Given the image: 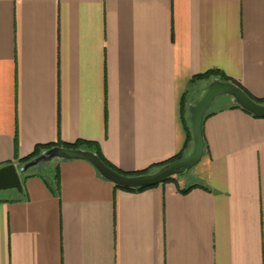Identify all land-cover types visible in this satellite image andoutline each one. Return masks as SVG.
I'll use <instances>...</instances> for the list:
<instances>
[{"label":"crops","instance_id":"crops-1","mask_svg":"<svg viewBox=\"0 0 264 264\" xmlns=\"http://www.w3.org/2000/svg\"><path fill=\"white\" fill-rule=\"evenodd\" d=\"M211 69L264 98V0H0V167L77 140L125 172L188 155ZM232 104L191 178L128 190L83 159L23 176L0 193V264H264V117Z\"/></svg>","mask_w":264,"mask_h":264},{"label":"water","instance_id":"water-1","mask_svg":"<svg viewBox=\"0 0 264 264\" xmlns=\"http://www.w3.org/2000/svg\"><path fill=\"white\" fill-rule=\"evenodd\" d=\"M222 95L229 96L233 104L241 106L252 114L264 117V103L255 101L235 83L221 80L220 78H214L209 83L202 97L189 107L193 149L188 155L168 162L151 172L127 175L107 165L93 150L55 145L43 150L39 155L31 158L25 163H9L1 166L0 192L9 189H16L19 192H23L22 177L31 169L42 164H48L52 160H87L92 163L102 177L114 182L118 186L128 188L155 185L165 181L171 176L184 175L200 162L204 154V117L213 101Z\"/></svg>","mask_w":264,"mask_h":264},{"label":"trees","instance_id":"trees-1","mask_svg":"<svg viewBox=\"0 0 264 264\" xmlns=\"http://www.w3.org/2000/svg\"><path fill=\"white\" fill-rule=\"evenodd\" d=\"M213 76H217L218 78H220L221 80H225V81H231L233 83H235L236 85L240 86L251 98H253L255 101L259 102V103H264V98H257L255 96H253L245 87H243L239 82L231 79L230 77H228L227 75L221 73L220 71H218L217 69H211L209 71H206L204 73H199L197 75L194 76V79H208V78H211ZM184 105V104H183ZM185 107V105H184ZM232 107H239L245 111H247L246 109L242 108L241 106L237 105V104H232ZM248 113L252 114L251 112L247 111ZM211 114V111H210V108L209 110L207 111V113L205 114V117H204V121L205 119ZM254 115V114H252ZM256 116V115H254ZM204 124V122H203ZM185 126H186V129H187V133H188V142L193 140V136H192V127H191V123H190V115L188 117L187 120H185ZM56 145H62V146H66V147H71V148H84V149H89V150H93L95 151L100 157L101 159L107 164L109 165L110 167H112L113 169H115L116 171L120 172V173H123V174H127V175H134V174H142V173H147V172H151V171H154L156 170L157 168H159L160 166L168 163V162H171L173 160H176L178 158H181L184 156V153L183 151L176 154L174 157L166 160V161H162L160 163H155L153 165H150L149 167L145 168V169H142L140 171H134V172H125V171H122L120 170L119 168H117L113 163H111L100 151L99 149V146L97 143L95 142H92V141H88V140H77L76 142L74 143H56ZM52 146H55V144H47V145H38L36 146V148L34 149V151L27 157L21 159L20 161V164L22 163H25L26 161L30 160L31 158L39 155L43 150L47 149V148H50ZM30 174V171L25 174L24 176H28ZM172 178L169 177L167 178L166 180ZM165 180V181H166ZM157 185V184H155ZM155 185H148V186H142V187H136V188H128V187H121V186H118L116 185L117 187H120V188H124V189H128V190H143L145 188H148V187H152V186H155ZM190 189V188H189ZM187 189V190H189Z\"/></svg>","mask_w":264,"mask_h":264},{"label":"rangeland","instance_id":"rangeland-1","mask_svg":"<svg viewBox=\"0 0 264 264\" xmlns=\"http://www.w3.org/2000/svg\"><path fill=\"white\" fill-rule=\"evenodd\" d=\"M201 85L205 86L204 83H203V84L200 83V84L198 85L199 88H200ZM199 88H197V89H199ZM197 89H196V90H197ZM191 92L194 93V94H191V96H190V98H189V100H188V102H187L186 109H187L188 112H189V107H190V105L195 104V103L197 102L198 98H199L198 95L195 94V92H193V91H191ZM229 99H230V98H228V96H223V95L217 97V98L213 101L212 105L210 106V109H214V108H217V107H219V106H223V105L227 104ZM58 161H59V160H52V161H51L50 163H48V164H42V165H39V166H37V167L31 169V170H30V173H39V172H40V173H45V172H49V175H50V176H53V175L55 174V172H56V165H57ZM195 167H196V166H194V167L190 170V172H188L187 174H185V175H187L188 178L193 177V171H194ZM9 190H10V189H9ZM7 191H8V190H4V191H2V192H0V193H1V194H5V193H7Z\"/></svg>","mask_w":264,"mask_h":264}]
</instances>
